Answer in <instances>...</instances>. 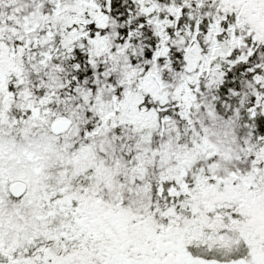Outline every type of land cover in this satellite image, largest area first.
<instances>
[{
  "label": "snow or ice",
  "instance_id": "snow-or-ice-1",
  "mask_svg": "<svg viewBox=\"0 0 264 264\" xmlns=\"http://www.w3.org/2000/svg\"><path fill=\"white\" fill-rule=\"evenodd\" d=\"M0 264H264V0H0Z\"/></svg>",
  "mask_w": 264,
  "mask_h": 264
}]
</instances>
